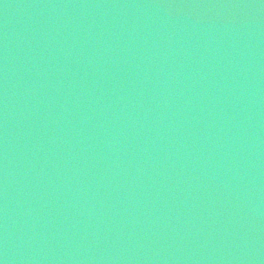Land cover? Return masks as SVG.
Returning <instances> with one entry per match:
<instances>
[{"label":"water","instance_id":"95a60500","mask_svg":"<svg viewBox=\"0 0 264 264\" xmlns=\"http://www.w3.org/2000/svg\"><path fill=\"white\" fill-rule=\"evenodd\" d=\"M0 264H264V0H0Z\"/></svg>","mask_w":264,"mask_h":264}]
</instances>
